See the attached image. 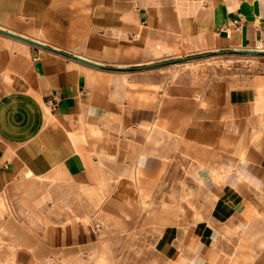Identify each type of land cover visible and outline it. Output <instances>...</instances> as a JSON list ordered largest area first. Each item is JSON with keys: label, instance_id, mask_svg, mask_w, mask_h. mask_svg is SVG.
<instances>
[{"label": "crops", "instance_id": "1", "mask_svg": "<svg viewBox=\"0 0 264 264\" xmlns=\"http://www.w3.org/2000/svg\"><path fill=\"white\" fill-rule=\"evenodd\" d=\"M0 29L59 51L0 33V264H80L55 260L74 234L55 206H82L81 231L93 206L134 224L144 199L151 212L187 177L204 193L199 218L168 217L182 224L162 230L157 252L264 264V76L207 90L196 71L170 80L186 62L115 71L64 55L132 69L264 51V0H0ZM73 191L82 198H59Z\"/></svg>", "mask_w": 264, "mask_h": 264}, {"label": "rangeland", "instance_id": "2", "mask_svg": "<svg viewBox=\"0 0 264 264\" xmlns=\"http://www.w3.org/2000/svg\"><path fill=\"white\" fill-rule=\"evenodd\" d=\"M169 69L170 80L178 74V70L185 69L200 73L204 89L217 87L218 84L231 88L245 84L255 77L264 76V56L214 55ZM140 173L139 167V178ZM174 186L169 194L166 192L165 196L159 194L151 212H148L150 203L144 199L142 214L134 224L98 216L99 207L93 206L88 208L92 216L82 224L85 231H81L77 225H80L78 219L82 206L72 204L55 206L53 209L56 210L58 227L72 228L74 233L73 238H70L68 233L66 237L60 239L63 244L56 249L55 260L58 262L78 260L80 264H169L157 252L156 242L166 226L182 223L166 219L181 213L193 220L189 224L195 223L199 218L200 206L194 205V199L204 198L203 191L198 188L195 197L194 186L188 177ZM82 196V191H73L63 193L59 198L80 199ZM164 200L175 206V210L173 211L167 204L162 207Z\"/></svg>", "mask_w": 264, "mask_h": 264}, {"label": "water", "instance_id": "3", "mask_svg": "<svg viewBox=\"0 0 264 264\" xmlns=\"http://www.w3.org/2000/svg\"><path fill=\"white\" fill-rule=\"evenodd\" d=\"M0 33L5 34L7 36L13 37L15 39H19L25 42H28L32 45H35L37 47H42V48H46V49H50L44 45H42L41 43H38L36 41H32L30 39L24 38V37H20L16 34H13L11 32L5 31L3 29H0ZM54 52H59L56 51L54 49H50ZM246 55V56H264V51H251V50H225V51H216L214 53H208V54H202V55H197V56H193V57H185V58H181V59H174V60H170V61H165V62H161V63H155V64H151V65H147L144 67H139V68H132V69H128V68H117V67H107L104 65H100L97 63H93L91 61H88L86 59L74 56V55H69V54H64L67 57H70L72 59H75L77 61H80L82 63H86L88 65L97 67V68H101V69H108V70H115V71H133V70H141V69H147V68H155V67H159V66H163V65H172V64H178V63H183V62H188L191 60H195V59H201V58H206V57H211L214 55Z\"/></svg>", "mask_w": 264, "mask_h": 264}, {"label": "built area", "instance_id": "4", "mask_svg": "<svg viewBox=\"0 0 264 264\" xmlns=\"http://www.w3.org/2000/svg\"><path fill=\"white\" fill-rule=\"evenodd\" d=\"M57 103H58V98L57 97H51L49 100H48V104L50 107L52 108H55L57 106Z\"/></svg>", "mask_w": 264, "mask_h": 264}, {"label": "bare ground", "instance_id": "5", "mask_svg": "<svg viewBox=\"0 0 264 264\" xmlns=\"http://www.w3.org/2000/svg\"><path fill=\"white\" fill-rule=\"evenodd\" d=\"M217 63V62H216ZM220 64V63H219ZM164 88V87H163Z\"/></svg>", "mask_w": 264, "mask_h": 264}]
</instances>
